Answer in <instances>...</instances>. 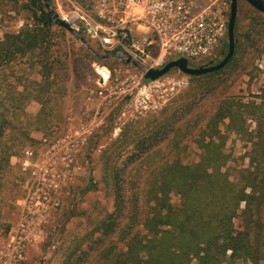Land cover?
I'll return each instance as SVG.
<instances>
[{"label": "rangeland", "instance_id": "1", "mask_svg": "<svg viewBox=\"0 0 264 264\" xmlns=\"http://www.w3.org/2000/svg\"><path fill=\"white\" fill-rule=\"evenodd\" d=\"M44 2L0 0V38L5 31L20 29L30 19V10L39 13ZM93 2L50 0L49 6L61 17H74L81 10L93 18ZM22 3H28L30 9L21 8ZM258 12L245 0H238L235 35L240 46L232 61L218 73L188 77V84L165 100L156 92L151 101L144 100L135 88L128 94L121 82L141 75L142 70L121 58L125 49L114 44L117 38L111 36L105 44L75 31L85 38L93 58L83 60V68L74 71L66 62L72 57L71 39L75 47L79 40L52 26V49L58 51L59 61L51 93L38 84L36 57L0 67V99L16 107L8 114L9 127L0 145V264H102L98 253L104 246L112 243L124 248L116 234L104 236L97 230L99 221L114 207L108 187L111 174L103 169L104 154L110 156L112 168L120 170L126 211L136 215L134 230L144 233L136 221L148 210V198L164 162L177 159L192 164L199 160V145L208 140V124L224 99L246 106L263 100L264 18ZM254 25L251 44L244 33ZM226 49L227 37L215 54L219 57ZM102 66L111 72L107 91L111 103L95 94ZM178 72L172 69L168 74ZM37 93L40 100L35 98ZM44 103L49 115L42 118L39 113ZM240 112L244 128L253 135L256 115L244 107ZM226 123L228 119L219 123L222 138L215 141L224 145L228 171L235 178L238 167L248 164L246 152L251 144ZM142 138L146 140L140 143ZM134 145L154 146L135 156L139 150ZM9 148L14 154L7 162ZM169 197L173 205L179 204L176 191ZM235 223L240 225L238 219ZM239 264L250 262L240 260Z\"/></svg>", "mask_w": 264, "mask_h": 264}, {"label": "trees", "instance_id": "2", "mask_svg": "<svg viewBox=\"0 0 264 264\" xmlns=\"http://www.w3.org/2000/svg\"><path fill=\"white\" fill-rule=\"evenodd\" d=\"M32 4L37 5L36 0ZM21 8L30 9L28 3H22ZM258 14L264 18V14ZM52 26L66 33L65 28L50 22L42 11L37 13L31 9L30 19L20 29L5 31L0 38V67L19 59L36 57V72L40 78L38 84L44 86L46 93L52 92L53 75L57 73L59 61L58 51L52 49ZM254 32L255 25L244 33L246 41L251 44ZM75 38L78 39L77 36ZM77 42L75 47L74 39H71L72 57L66 62L67 67L71 66L74 71L83 68V60L93 58L89 46ZM239 46L238 41L234 54ZM39 96L37 93L35 98L40 100ZM0 102L1 145L5 129L9 127L8 114L16 107L6 105L1 99ZM243 104L229 98L221 102L208 124V140H202L199 145L202 152L197 162L183 164L177 159L164 162L155 189L148 198V210L141 221H136L144 233L134 230L136 215L126 211L120 170L118 167L112 168L110 156L104 154L103 169L111 174L108 187L113 192L114 207L99 221L97 230L104 236L116 234L124 242V248L112 243L104 246L98 253L102 264L264 262V98L260 103L252 101L249 106ZM240 107L256 115L257 127L253 135L244 128ZM45 108L44 103L39 113L42 118L49 115ZM225 119H228L227 128L244 136L251 144L246 152L248 164L238 167L235 178L228 171L229 156L223 151L224 145L215 141V138H222L218 125ZM145 140L142 138L140 143ZM134 146L139 150L135 153L138 156L154 145ZM5 153L8 162L14 153L10 148ZM172 191L180 196L178 205L170 202L169 194ZM236 219L240 221L239 226L235 223ZM62 264H66V261Z\"/></svg>", "mask_w": 264, "mask_h": 264}, {"label": "built area", "instance_id": "3", "mask_svg": "<svg viewBox=\"0 0 264 264\" xmlns=\"http://www.w3.org/2000/svg\"><path fill=\"white\" fill-rule=\"evenodd\" d=\"M231 0H94V17L78 10L74 17H62L74 31L116 43L125 49V61L141 75H132L121 82L128 94H136L151 101L154 92L165 100L180 87L188 84L187 75L168 73L157 79L143 77L149 68H160L169 60L185 57L189 62L206 61L227 37V23ZM95 94L111 103L108 91L111 72L102 66ZM115 80H118L115 78ZM88 99L91 98L89 95ZM31 153V152H30Z\"/></svg>", "mask_w": 264, "mask_h": 264}, {"label": "water", "instance_id": "4", "mask_svg": "<svg viewBox=\"0 0 264 264\" xmlns=\"http://www.w3.org/2000/svg\"><path fill=\"white\" fill-rule=\"evenodd\" d=\"M245 1L248 4H250L253 8H255L257 11L264 14V0H245ZM44 7L46 8V11L45 12L43 11V13L46 15L47 19L50 22L54 23L55 25L61 26L65 28L67 31L75 34L81 43L87 45L85 38L78 35L64 18H62L57 12L51 9V7L49 6V0H46L44 2ZM237 8H238V0H231L228 23H227V49L225 52H223V56L218 62L214 63L213 61H211L206 64L191 66L188 59H186L185 57H179L177 59L169 60L160 68H149L145 70L143 77L145 79L154 80L168 73L172 69H178L180 72H182L187 76H200L209 72L222 69L229 62L235 51V43H236L235 25L237 18ZM88 48L91 49L90 47ZM121 58L125 61L129 60V58L125 57L123 54L121 55Z\"/></svg>", "mask_w": 264, "mask_h": 264}, {"label": "flooded vegetation", "instance_id": "5", "mask_svg": "<svg viewBox=\"0 0 264 264\" xmlns=\"http://www.w3.org/2000/svg\"><path fill=\"white\" fill-rule=\"evenodd\" d=\"M31 2H33V0H30ZM43 0H36V4L37 5H39V3L40 2H42ZM46 1V0H45ZM50 1V0H49ZM43 7L44 6H40V10L43 12ZM223 50L220 52V54H219V57H221L222 56V54H223ZM216 54H214L212 57H210L209 59H208V61H205V62H202L201 64H206V63H209V62H211V61H213L214 63L215 62H218L220 59H218L219 58ZM201 64H199V65H201Z\"/></svg>", "mask_w": 264, "mask_h": 264}]
</instances>
